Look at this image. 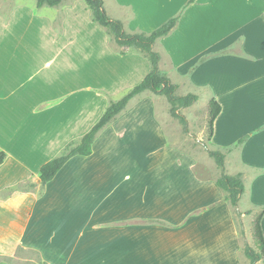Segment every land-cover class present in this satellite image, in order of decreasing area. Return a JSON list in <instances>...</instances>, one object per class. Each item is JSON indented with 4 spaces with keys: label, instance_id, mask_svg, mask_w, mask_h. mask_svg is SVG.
Wrapping results in <instances>:
<instances>
[{
    "label": "crops",
    "instance_id": "0c3cea01",
    "mask_svg": "<svg viewBox=\"0 0 264 264\" xmlns=\"http://www.w3.org/2000/svg\"><path fill=\"white\" fill-rule=\"evenodd\" d=\"M163 1L104 3L109 16L121 20L126 31L150 32L157 28L149 24L157 20L156 7ZM59 8L63 9L60 29L54 25L56 12L52 11ZM225 18L235 22L233 29L226 38L220 41L214 36L213 41ZM204 37L211 41L204 42ZM190 38L195 49H189ZM157 43L163 48L161 62L166 57L180 89L184 88L185 93L207 89L209 102L215 99L221 105L214 120L211 145L226 152L228 163L234 166L231 172L242 174L245 191L241 197L261 212L264 0L191 2L176 28ZM75 54L82 57L76 61ZM107 54L119 57V47L102 26L93 22L91 9L84 0H64L59 6L42 7L15 4L6 14L0 11V150L7 154L0 165V256L12 258V262L0 260V264H16L19 249L35 251L48 264H152L149 257L153 256L155 245L148 235H154L153 227L134 224L114 228L111 233L106 216L108 209L127 210L129 205L133 212L142 194L148 197V190L119 194L117 198H128V205L119 203L108 208L111 193H107L105 182L107 171L113 170L111 166L107 168L106 158L119 159L117 153H126L135 142L143 144L142 148L134 147L136 157L132 163L141 168L149 169L155 162L153 147L147 148L146 155L140 153L150 138L157 137L160 146L173 149L162 141L164 131L156 120L153 98L137 100L140 104L149 98L153 103L148 110H138L133 101L140 95L135 97L127 110L100 132L91 155L72 157L45 185L39 175L43 164L62 153L69 142L79 140L103 114L108 104L105 98L94 101L100 105L92 106L88 60L91 55L101 59ZM122 56L121 61L117 60L121 65L108 63L96 67L99 73L112 75L111 85H101V90L112 96L140 83L151 68L139 51L128 49ZM24 77L29 82L27 88ZM138 117L146 121L137 125L134 119ZM134 128L143 133L134 136ZM126 136H133L134 143L124 150L126 143L122 142ZM242 138L244 141L238 144ZM155 179L150 178L153 185ZM192 179L198 181L201 189H214L220 198L206 215L227 204L217 179ZM177 180L181 178H169L170 182ZM24 184L30 187H21ZM131 214L128 216L132 220ZM261 225L264 234V214ZM201 230L203 241L210 245L198 262H234L236 248L231 239L214 240L207 229Z\"/></svg>",
    "mask_w": 264,
    "mask_h": 264
},
{
    "label": "rangeland",
    "instance_id": "374dc122",
    "mask_svg": "<svg viewBox=\"0 0 264 264\" xmlns=\"http://www.w3.org/2000/svg\"><path fill=\"white\" fill-rule=\"evenodd\" d=\"M190 1L173 0L171 3H167L164 0L161 6L156 7L157 20H154L149 25L158 27L173 16H182L190 6ZM15 4L32 6L37 4V0H0V11L6 14ZM62 10V8L52 10L56 12V15L54 14V25L59 29L63 16ZM234 25L235 22L225 18L223 24L219 27L218 34L213 35V41H216L214 36L218 37L217 40L226 38ZM188 36H190L189 32ZM203 40L204 42L211 41L210 38L206 39V37ZM188 41L189 49H195L193 39L190 38ZM112 50H115V48H112ZM155 50L159 53L162 52L161 43L155 44ZM75 57L77 61L82 56L75 54ZM99 58L100 56L91 55L88 60L91 72L90 95L92 96V106L100 105V102H94L100 98L102 100L105 98V101L109 104L111 99H119L131 89L123 93L118 92L115 96L101 90L104 88L101 85H111L113 77L110 72L99 73L96 67L108 63L121 65L120 61L123 56L119 53V57L113 58L107 54L105 58ZM160 69L171 78L173 83L178 85L177 94H188L185 93L184 88H179L178 79L175 78L176 76L174 77L164 56L162 62H160ZM76 75H78V72H76ZM23 80L26 82L24 88H27L29 86L28 79L24 77ZM189 93L197 94L198 100L192 105L179 110L188 120V131H185L180 120L171 114V104L165 95L148 92L141 94V97L139 96L137 97L138 99L133 101V106L137 107L138 110H148L153 104L151 99L146 98L140 104H137V100H141L146 96L153 98L156 120L162 125L164 131L165 140L162 139V141L168 142V145L172 146L173 149L160 146V140L157 137L154 140L150 138L144 144L143 150H140L142 155H146L147 148L153 147L156 149L155 157L153 158L155 161L154 165L149 169L146 167L141 168L135 162L132 163V158L136 157L134 149L141 147L143 144L139 146L138 141L135 142V146H132V143H134L133 136L124 138L125 140L122 142L126 143L123 146L124 150L129 145L132 147H128L127 152L125 153L124 151V154L121 151L118 152L119 159L111 160L110 156L107 157L108 148L106 149L104 156L105 158L107 157V168L108 166L113 168L112 172L108 170L106 174L105 187L107 188V193H111L108 196V208L116 207L119 203H123V206L128 205V198H117L119 194L127 193L131 190L139 193L148 190L147 194H149L146 198L143 195L144 193L142 194L138 200L140 202L139 206L131 208L133 212H130V205L128 207L129 210L128 208L127 210L121 208L111 211L108 209L106 212L107 221L109 222L107 226L112 227L113 231L111 233L115 232L114 228H123L128 225L152 226L154 235L152 236V233L148 235L150 240H154L153 246L155 245L153 256L149 257V262L152 264H207L206 262H198L200 258L204 257L207 245H210V242L203 241L205 238L202 237L203 231L201 229H207L208 233H212L213 236L211 238L214 240L223 238V240L231 239L234 242L233 245L236 248L234 251L235 259L234 262L227 264H264L262 260L253 262L247 254V249L249 248L254 251L260 250V242L255 230V219L260 210L248 205L246 199L241 197L237 206L234 207L227 201V204L220 205L212 215H206V211L214 207L216 200H220V198H218V193L214 189L211 187H208L209 189H201L203 187L197 180L192 178L217 179L222 171L216 160L209 154V150L216 149L211 145L209 138V91L203 88L192 90ZM97 94L102 95V97H98ZM145 121L146 119L142 121L141 117L134 119V123L137 125ZM140 133L143 132H140V130L136 131V128L132 131L134 136ZM227 163L228 161L225 158L224 172L237 174L236 172H231L234 167L232 166L233 163H231L232 165ZM127 174L129 177H126ZM150 178H156L154 185L153 182H150ZM169 178H181V180L170 182ZM152 185L154 188H152ZM23 187L29 188L30 184H24ZM169 189L172 191L167 192ZM220 190L222 193L224 192L222 189ZM114 193L116 194L115 198ZM130 214L134 215L132 217L134 219L131 220L130 216H128ZM219 243L221 245L224 244L222 241H219ZM17 256L18 258L14 259L16 264H30L40 260V256L29 249H19Z\"/></svg>",
    "mask_w": 264,
    "mask_h": 264
},
{
    "label": "trees",
    "instance_id": "16d2710c",
    "mask_svg": "<svg viewBox=\"0 0 264 264\" xmlns=\"http://www.w3.org/2000/svg\"><path fill=\"white\" fill-rule=\"evenodd\" d=\"M63 1L64 0H37V6H59ZM84 1L91 9L93 22L102 26L106 30L107 34L119 47L120 55H126L128 53V49L139 51L148 59L151 68L140 83L133 86L119 99H111L98 121L79 140L69 142L62 153L41 166L39 175L43 185L51 181L72 157L77 155H91L93 152V144L100 132L112 121H114L118 115L126 111L135 97L148 91L158 95H165L171 104V114L180 120L185 131H188V120L185 115L179 112V110L183 107L192 105L196 100H198V95L194 93H188L185 95L176 93L178 85L173 83L171 78L161 71V54L154 49V45L158 39L169 35L176 28L181 15L169 18L163 24L150 32H128L121 20L114 19L109 16L104 0ZM193 1L194 0H191L190 2ZM220 111L221 105L215 99H211L209 102L210 139L213 135L214 120ZM243 141V138L240 139L238 144H241ZM209 154L216 160L217 165L222 171L221 175L217 178L216 183L225 192L224 199L229 201L232 206H237L242 194L245 191L242 174H228L224 172L226 158L225 151L221 149H213L209 150ZM6 156V152L0 150V165L4 163ZM263 214L264 210H262L255 219V230L260 242V250L254 251L251 248L247 249V254L253 262L259 260L264 262V234L261 225ZM0 260L12 262V258L6 256H0ZM38 264L48 263L40 259Z\"/></svg>",
    "mask_w": 264,
    "mask_h": 264
}]
</instances>
